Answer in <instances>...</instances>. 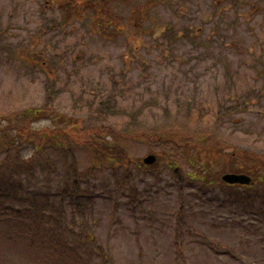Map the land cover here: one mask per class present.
<instances>
[{
    "label": "rangeland",
    "instance_id": "obj_1",
    "mask_svg": "<svg viewBox=\"0 0 264 264\" xmlns=\"http://www.w3.org/2000/svg\"><path fill=\"white\" fill-rule=\"evenodd\" d=\"M108 9L101 32L92 11L61 26L44 0H0V118L50 106L77 162L73 177L70 154L47 146L31 169L0 170V264H264V183L221 182L264 177V0ZM95 128L124 136L129 167L87 173L105 158ZM199 171L208 183L187 177Z\"/></svg>",
    "mask_w": 264,
    "mask_h": 264
},
{
    "label": "trees",
    "instance_id": "obj_2",
    "mask_svg": "<svg viewBox=\"0 0 264 264\" xmlns=\"http://www.w3.org/2000/svg\"><path fill=\"white\" fill-rule=\"evenodd\" d=\"M115 1L116 0H44V7L47 9L54 7L58 8L62 18L61 26H65L75 21L78 22L85 11H92L94 12V15L92 16L94 26L101 32H104L106 29L112 27L111 24L113 21L108 8ZM104 13L107 15V18L104 20L99 19V16ZM69 128H72V125L68 123L67 118L53 112L48 105L39 109H27L11 116L0 118V150L4 154L3 159L0 161V170L5 167L14 170L31 169L35 163V159L39 157L38 155H42V150L47 146H55L57 149H61L71 156L73 147L71 142H74V136L69 137L67 132ZM92 132L96 133L97 139L102 141L101 147L103 148L101 152H103L105 158L95 159L92 162V165L88 166L86 170L87 173L97 169V163L103 165L108 164L112 168L119 166L127 168L131 165L132 161L124 153L120 144V138H124V136L116 133L115 130L111 128L89 129L86 131V135L90 136ZM133 138L153 140L157 142L162 140L160 136L148 135H138ZM97 144L96 140L92 143L91 140H89L85 145L96 146ZM94 148L98 147L96 146ZM115 148H117V152H114L113 149ZM233 156H243L255 160L260 159L253 154L245 153L243 151H233L230 155H227L228 158H232ZM41 161L45 163L47 167H50V160L47 157L41 158ZM166 164L174 174L177 176L179 175L175 162L167 160ZM70 165L71 166L67 169L68 173L72 176L76 175L77 162L73 156H71ZM135 167L142 171L145 170V168L151 170L150 166H145L140 162H137ZM205 172H194L187 175V177L192 181L197 180L203 182L205 181ZM246 172L247 170L242 173ZM80 174L83 175L84 173ZM249 178L251 179V182L244 188L249 189L254 187L256 183H264V177L255 175L254 177ZM205 182L208 183L209 180H206ZM210 184L211 183H209V185ZM223 185L226 188H233L232 186ZM2 197L7 198L9 197V194L4 192ZM3 204L9 206L4 209L5 211L15 212L14 205L8 204V202H4ZM14 212L13 214H15ZM29 242L32 243L33 241L30 240Z\"/></svg>",
    "mask_w": 264,
    "mask_h": 264
},
{
    "label": "water",
    "instance_id": "obj_3",
    "mask_svg": "<svg viewBox=\"0 0 264 264\" xmlns=\"http://www.w3.org/2000/svg\"><path fill=\"white\" fill-rule=\"evenodd\" d=\"M155 161L156 159L154 156H147L143 160V163L149 166V165H152ZM221 181L224 184H227L230 186L231 185L246 186V185H249L251 182L250 178L244 174H231V173L224 174L221 177Z\"/></svg>",
    "mask_w": 264,
    "mask_h": 264
}]
</instances>
